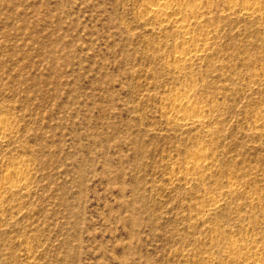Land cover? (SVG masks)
<instances>
[{
    "label": "rangeland",
    "instance_id": "374dc122",
    "mask_svg": "<svg viewBox=\"0 0 264 264\" xmlns=\"http://www.w3.org/2000/svg\"><path fill=\"white\" fill-rule=\"evenodd\" d=\"M152 1L0 0V264H264V0Z\"/></svg>",
    "mask_w": 264,
    "mask_h": 264
},
{
    "label": "bare ground",
    "instance_id": "6f19581e",
    "mask_svg": "<svg viewBox=\"0 0 264 264\" xmlns=\"http://www.w3.org/2000/svg\"><path fill=\"white\" fill-rule=\"evenodd\" d=\"M248 6L246 7V9L253 11V7L256 5V1L255 0H246ZM185 1L184 0H153L152 2L147 3L146 7L148 12H150L153 17L155 19H159L161 21L163 20H167L170 19L171 22L180 30L183 32L184 35V39L185 40H190L191 37H189L190 35L188 34V28L187 23H185L184 21V16L182 13V9L185 6ZM232 7V6H229ZM247 11V12H248ZM250 11V12H251ZM186 19V18H185ZM190 21V20H189ZM189 36H188V35ZM202 48V47H201ZM198 48L195 49H190L188 52H190L191 54H196V52L198 51ZM193 51V52H192ZM178 61L179 62H184L186 61L185 59V55H180L178 57ZM192 107L190 104V101L188 100L187 97H185V95H181L179 98L174 99L172 102V113L179 117V118H184L186 115V111ZM196 110V108H195ZM192 121H198L199 119H195V118H191ZM192 160L191 162L194 163L196 161V156H192Z\"/></svg>",
    "mask_w": 264,
    "mask_h": 264
}]
</instances>
